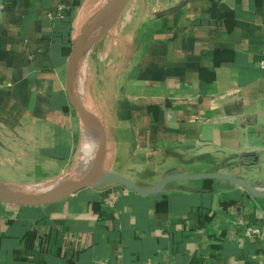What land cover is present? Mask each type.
I'll list each match as a JSON object with an SVG mask.
<instances>
[{
	"label": "crops",
	"instance_id": "obj_1",
	"mask_svg": "<svg viewBox=\"0 0 264 264\" xmlns=\"http://www.w3.org/2000/svg\"><path fill=\"white\" fill-rule=\"evenodd\" d=\"M102 1L0 0V184L41 186L77 166L66 62L75 26ZM110 33L100 61L116 68L114 86L96 119L114 172L144 186L175 172L264 181V0H130ZM104 262L264 264V198L204 180L0 203V264Z\"/></svg>",
	"mask_w": 264,
	"mask_h": 264
},
{
	"label": "water",
	"instance_id": "obj_2",
	"mask_svg": "<svg viewBox=\"0 0 264 264\" xmlns=\"http://www.w3.org/2000/svg\"><path fill=\"white\" fill-rule=\"evenodd\" d=\"M130 0H109L106 4L86 15L75 26L71 37V51L66 62V81L75 115L82 128L84 139L96 153L77 167L64 179L41 186H12L0 184V203L20 207H40L66 200L69 196L86 188L104 185H121L141 196H153L167 192L176 182L214 180L230 186L241 187L254 198H264V181L251 182L237 174L209 172L190 174L187 172L167 173L152 186H144L116 173L106 160V136L96 116L88 107L79 83V63L93 46L109 33ZM241 156H244L241 155ZM95 157L101 164H97ZM257 159V158H256ZM105 160V162H104Z\"/></svg>",
	"mask_w": 264,
	"mask_h": 264
},
{
	"label": "rangeland",
	"instance_id": "obj_3",
	"mask_svg": "<svg viewBox=\"0 0 264 264\" xmlns=\"http://www.w3.org/2000/svg\"><path fill=\"white\" fill-rule=\"evenodd\" d=\"M96 4L91 6L93 7L92 9L97 10L96 6L98 4ZM83 17H85V14H83ZM116 35L113 33L105 35L86 53L79 63L80 87L83 96L86 98L88 107L91 108L94 116H96V110L99 109L101 103H106L108 98L111 99L112 87L114 86L112 76L116 68H113L112 64L107 63L106 59L100 61V56H102V54L104 56L107 54V51H109L107 48L108 38H112L111 42L113 43V41H115L114 38L117 37ZM114 53H116V47H111L110 54L113 55ZM75 168H73V170Z\"/></svg>",
	"mask_w": 264,
	"mask_h": 264
},
{
	"label": "bare ground",
	"instance_id": "obj_4",
	"mask_svg": "<svg viewBox=\"0 0 264 264\" xmlns=\"http://www.w3.org/2000/svg\"><path fill=\"white\" fill-rule=\"evenodd\" d=\"M109 0H103L101 3H99L97 5V7H101L103 6L104 4H106ZM84 144L82 146V149L85 151V153L82 155L80 153V160H79V163L77 164L78 166L81 164L83 165L84 163H86L90 156H92V153H93V156L96 154L93 150V147L88 143V141L86 139H84ZM97 160V164L100 165L98 159L95 157V161ZM77 167V166H76Z\"/></svg>",
	"mask_w": 264,
	"mask_h": 264
},
{
	"label": "built area",
	"instance_id": "obj_5",
	"mask_svg": "<svg viewBox=\"0 0 264 264\" xmlns=\"http://www.w3.org/2000/svg\"><path fill=\"white\" fill-rule=\"evenodd\" d=\"M244 232L250 237H253V236H256V235L260 234V230L257 229V228H253V227H245L244 228ZM102 264H111V263L104 262Z\"/></svg>",
	"mask_w": 264,
	"mask_h": 264
},
{
	"label": "trees",
	"instance_id": "obj_6",
	"mask_svg": "<svg viewBox=\"0 0 264 264\" xmlns=\"http://www.w3.org/2000/svg\"><path fill=\"white\" fill-rule=\"evenodd\" d=\"M69 16H70L69 12H66V11H65V12H64V16H63L64 19H65V18H68ZM70 29H71V27H70ZM69 31H71V30H69ZM69 35H70V34H69ZM70 45H71V43H70Z\"/></svg>",
	"mask_w": 264,
	"mask_h": 264
}]
</instances>
